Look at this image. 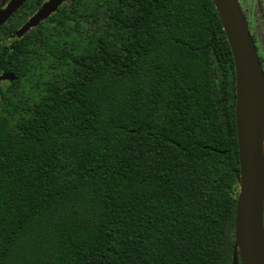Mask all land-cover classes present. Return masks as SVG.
Listing matches in <instances>:
<instances>
[{
    "label": "trees",
    "instance_id": "trees-1",
    "mask_svg": "<svg viewBox=\"0 0 264 264\" xmlns=\"http://www.w3.org/2000/svg\"><path fill=\"white\" fill-rule=\"evenodd\" d=\"M45 0L0 26V264H232L234 62L213 0Z\"/></svg>",
    "mask_w": 264,
    "mask_h": 264
},
{
    "label": "water",
    "instance_id": "water-1",
    "mask_svg": "<svg viewBox=\"0 0 264 264\" xmlns=\"http://www.w3.org/2000/svg\"><path fill=\"white\" fill-rule=\"evenodd\" d=\"M26 0L0 6V26ZM70 0H45L11 36L21 37ZM234 62L235 128L239 190L234 217L232 264H264V74L238 0H213ZM17 79L0 72V82Z\"/></svg>",
    "mask_w": 264,
    "mask_h": 264
},
{
    "label": "flooded vegetation",
    "instance_id": "flooded-vegetation-1",
    "mask_svg": "<svg viewBox=\"0 0 264 264\" xmlns=\"http://www.w3.org/2000/svg\"><path fill=\"white\" fill-rule=\"evenodd\" d=\"M264 74V0H238ZM264 223V217H263Z\"/></svg>",
    "mask_w": 264,
    "mask_h": 264
},
{
    "label": "rangeland",
    "instance_id": "rangeland-1",
    "mask_svg": "<svg viewBox=\"0 0 264 264\" xmlns=\"http://www.w3.org/2000/svg\"><path fill=\"white\" fill-rule=\"evenodd\" d=\"M7 0H0V6L4 3V2H6ZM3 82V81H2ZM1 83V82H0ZM239 190V189H238Z\"/></svg>",
    "mask_w": 264,
    "mask_h": 264
},
{
    "label": "bare ground",
    "instance_id": "bare-ground-1",
    "mask_svg": "<svg viewBox=\"0 0 264 264\" xmlns=\"http://www.w3.org/2000/svg\"><path fill=\"white\" fill-rule=\"evenodd\" d=\"M262 148H263V153H264V141H263V146H262Z\"/></svg>",
    "mask_w": 264,
    "mask_h": 264
}]
</instances>
